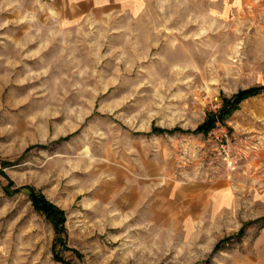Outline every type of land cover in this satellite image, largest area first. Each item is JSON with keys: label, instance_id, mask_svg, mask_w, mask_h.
Segmentation results:
<instances>
[{"label": "rangeland", "instance_id": "obj_1", "mask_svg": "<svg viewBox=\"0 0 264 264\" xmlns=\"http://www.w3.org/2000/svg\"><path fill=\"white\" fill-rule=\"evenodd\" d=\"M83 2L0 0V264H264V0Z\"/></svg>", "mask_w": 264, "mask_h": 264}, {"label": "trees", "instance_id": "obj_2", "mask_svg": "<svg viewBox=\"0 0 264 264\" xmlns=\"http://www.w3.org/2000/svg\"><path fill=\"white\" fill-rule=\"evenodd\" d=\"M262 89L260 88H251L240 91L238 94H236L233 99L234 100H226L225 104L223 105L222 109V115L228 114L230 112V105L231 103H234L237 107V104L241 103L245 99L254 96L261 92ZM218 123V120L215 118H210L207 120L203 125H201L197 131L198 132H204L207 133L210 130L214 128V126ZM33 203L36 207V209L42 213H45L48 215L50 219H52L55 222V229L57 233H60L64 230V222H65V213L64 211L60 210L56 206H54L52 203L48 202L44 198L36 195L33 193Z\"/></svg>", "mask_w": 264, "mask_h": 264}, {"label": "crops", "instance_id": "obj_3", "mask_svg": "<svg viewBox=\"0 0 264 264\" xmlns=\"http://www.w3.org/2000/svg\"><path fill=\"white\" fill-rule=\"evenodd\" d=\"M111 1H113V0H85V2H83L82 4H84V3H88V5H90L91 6V4H94V5H101V4H104V3H109V2H111Z\"/></svg>", "mask_w": 264, "mask_h": 264}]
</instances>
